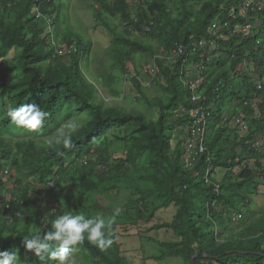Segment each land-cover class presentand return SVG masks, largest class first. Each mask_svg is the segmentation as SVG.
Segmentation results:
<instances>
[{"label": "trees", "instance_id": "1", "mask_svg": "<svg viewBox=\"0 0 264 264\" xmlns=\"http://www.w3.org/2000/svg\"><path fill=\"white\" fill-rule=\"evenodd\" d=\"M239 4L0 0V170H10L15 190L13 198L0 195V251L15 252L17 264H55L26 252L23 238L42 235L66 211L107 223L119 210L106 230L111 247L101 251L85 240L70 253L78 264H130L119 237L143 226L172 235L165 242L150 236L165 251L156 261L264 264V11L243 34L236 31L247 19L230 17ZM79 10L93 11L112 37L99 77L90 69L92 41ZM216 22L222 28L212 35ZM205 39L215 45L199 48ZM70 47L76 51L59 54ZM188 68L203 79L199 102L185 86ZM120 79L137 90L136 107L103 98L102 90L125 100L115 87ZM21 104L47 113L27 131L48 137L10 136L18 130L7 111ZM199 106L206 115L203 153L189 149L201 143L193 135ZM74 112L83 115L80 125L67 121ZM62 126L67 135L55 133ZM168 209L174 217L159 221Z\"/></svg>", "mask_w": 264, "mask_h": 264}, {"label": "rangeland", "instance_id": "2", "mask_svg": "<svg viewBox=\"0 0 264 264\" xmlns=\"http://www.w3.org/2000/svg\"><path fill=\"white\" fill-rule=\"evenodd\" d=\"M195 8L199 7V4H194ZM76 16L78 20L81 22L83 26V31L86 33V36L92 41V56L93 60L90 64L91 72L94 73L95 76H98L102 73V71L108 69V61H109V48L111 45L112 37L108 34L103 28H101L98 22L95 19L93 11L87 10H79L76 12ZM151 67L148 66V69ZM145 84L149 86L150 81L145 79ZM115 87L120 91L126 92L125 100L123 98H113L110 96L108 92H104L102 89V96L106 100L108 104L120 103L125 104L127 107H136L138 104L135 99L139 96L137 90L134 88L131 82H126L124 79H120L117 81ZM154 95L153 92H151ZM79 112H74L70 117H67V121H70L72 124L80 125V117L83 116ZM154 118H156V113L152 112L151 114ZM17 133H10L11 137L14 140L34 137L39 140L43 139L44 136L42 133L28 132L27 130L17 128ZM65 133L68 134V128L66 126H62L61 128L55 130V133ZM114 134H118L120 136L123 135L121 131H113L111 132V136ZM56 137L55 134L49 137ZM124 146L121 143L116 145V151L118 155H122L124 151ZM7 181V180H5ZM11 182V179L8 180ZM4 186V189L2 188ZM8 184H0V194H5L6 196H12L14 194L13 186L8 187ZM5 192V193H4ZM263 200V199H262ZM260 200V205L263 202ZM174 217L173 210H165L161 211L158 215L159 221H170ZM156 224V221L152 223ZM149 227V226H148ZM150 236L155 237L159 242L171 241L172 235L166 233L165 231H160L158 234L153 232H148V228L143 226L141 231L134 230L128 235H123L119 237V241L122 244V248L124 251L125 257L128 259L130 264H182L180 260L175 259H166L161 261H156L154 258H159L165 252L159 245V242L156 243L150 240Z\"/></svg>", "mask_w": 264, "mask_h": 264}, {"label": "clouds", "instance_id": "3", "mask_svg": "<svg viewBox=\"0 0 264 264\" xmlns=\"http://www.w3.org/2000/svg\"><path fill=\"white\" fill-rule=\"evenodd\" d=\"M58 50L60 49L58 48ZM46 115L47 113L36 104H21L19 107L9 108L7 111L10 122L17 128L26 130L38 129ZM56 142L60 143V140ZM63 146L71 147L70 139H64ZM118 214L119 210H116L113 217L106 223L103 217L86 218L83 214L66 211L54 218L50 228L42 235L33 233L24 237L22 242L25 251L34 254L40 261L49 260L54 261L55 264H78L76 257L71 256L70 253L74 246L83 244L85 240L101 251L111 247L114 240L111 238V232L107 231L106 234V230L110 229L115 215ZM14 262L17 264L15 252L0 251V264H14Z\"/></svg>", "mask_w": 264, "mask_h": 264}, {"label": "built area", "instance_id": "4", "mask_svg": "<svg viewBox=\"0 0 264 264\" xmlns=\"http://www.w3.org/2000/svg\"><path fill=\"white\" fill-rule=\"evenodd\" d=\"M264 11V0H241V4H239L237 7L232 8L231 12H230V17H232L233 19H237V17H241L242 19H247V21L244 23V25L242 26V28H238L236 32H241L243 34H247L250 30H252L254 28V24L255 22H253V20L257 21V18H255V15L259 14L260 12ZM252 14V15H251ZM251 15V16H249ZM250 21V22H249ZM229 23H225L224 26H228ZM222 28V26L219 24V22H216L212 25V27L210 28V31L212 33V35H216L219 30ZM209 44L215 45L214 40L210 39V40H202L199 43V48L204 49L206 46H208ZM198 46L195 45V49H197ZM73 51H75V48H71V49H62V50H58L60 55H65V54H70ZM178 52L180 54L184 53V48H179ZM177 53V51H176ZM200 71L205 69V65H201L200 66ZM187 75L192 77L191 79L185 81V86L186 88H188L190 91H192V101L193 102H199L200 100H202V95L198 94V90L201 86V83L203 82L202 78H198L197 76H192V69L188 68L187 69ZM258 88L261 90L263 88L261 83H258ZM201 106H199L198 108L194 109L193 115L197 116V120L194 121V126L195 129L193 131V135L195 137L196 140H201L200 145L197 146V144L192 141L189 149L191 152L195 151L198 149V152L203 153L206 151L203 142L205 140L206 137V125H205V120H206V115L201 113L202 111ZM185 111V109H184ZM241 123L240 119H237L235 124ZM9 175H11L10 170L6 169V170H0V178H5V180H7L4 184H8L10 187L11 184L13 183V180H11V182H9L8 180L11 179L9 178ZM53 185L51 184L50 187H52ZM4 186H2L3 188ZM14 188V187H13ZM5 193V192H4ZM0 195H4L7 198H13L12 196H6L5 194H0ZM49 200V199H48Z\"/></svg>", "mask_w": 264, "mask_h": 264}]
</instances>
